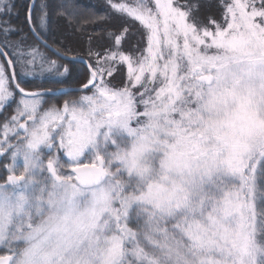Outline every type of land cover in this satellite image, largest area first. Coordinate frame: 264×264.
Instances as JSON below:
<instances>
[{
  "label": "snow or ice",
  "instance_id": "obj_1",
  "mask_svg": "<svg viewBox=\"0 0 264 264\" xmlns=\"http://www.w3.org/2000/svg\"><path fill=\"white\" fill-rule=\"evenodd\" d=\"M108 7L139 30L90 47L69 91L19 77L72 75L42 33L73 25V0H28L36 44L0 21V264H264V0H220L219 19L200 0Z\"/></svg>",
  "mask_w": 264,
  "mask_h": 264
},
{
  "label": "trees",
  "instance_id": "obj_2",
  "mask_svg": "<svg viewBox=\"0 0 264 264\" xmlns=\"http://www.w3.org/2000/svg\"><path fill=\"white\" fill-rule=\"evenodd\" d=\"M130 1V0H126ZM40 0H37L39 3ZM50 3L54 0H49ZM77 9L80 10V15L73 19V25L80 23L83 27H74L69 25L62 18H53L46 32L42 33L44 38L48 40L50 44L60 48L61 51H68L69 55L81 56L86 58L88 61V51L91 47L94 51H101L110 46L107 33L109 31L119 32L120 28L124 24H131L132 31L138 32L139 25L131 21L125 20L123 17H119L114 13L109 14L110 10L108 2L106 0H73ZM187 0H181V3H186ZM202 8L201 15H212L219 19L222 9L219 7L220 0H200ZM10 3L14 5L12 8L11 15L0 16V21H10L13 26L22 29L21 32H17L11 36V39L15 40L20 35L26 36V43L34 42L38 43L32 33L30 32L27 22L25 21V13L27 9L28 0H10ZM19 13V15H16ZM92 34V42L89 44L88 35ZM63 41V43H61ZM133 46H141L138 35L130 34L127 41L124 43V50L127 51ZM40 48L49 53L52 60H59L62 64L72 67L67 60H61L58 56L51 53L48 49L39 45ZM11 55V53H9ZM2 58V57H1ZM3 60V58H2ZM76 70L78 72L72 75L65 81L64 84H54L49 82V77H33L32 79L25 80L22 86L30 90H39L43 88L51 87H63V86H79L83 82V79H77V76L83 74L87 75L86 65L82 62L75 61ZM75 71V70H74ZM21 79V77H19ZM119 80V77L117 78ZM24 80V79H22ZM81 93H73L68 96H63L64 99L75 98ZM13 103L9 105L11 107ZM3 117L0 115V123L3 122ZM4 174L3 164H0V175ZM3 177H0L2 182Z\"/></svg>",
  "mask_w": 264,
  "mask_h": 264
},
{
  "label": "rangeland",
  "instance_id": "obj_3",
  "mask_svg": "<svg viewBox=\"0 0 264 264\" xmlns=\"http://www.w3.org/2000/svg\"><path fill=\"white\" fill-rule=\"evenodd\" d=\"M210 1L212 2L213 0H210ZM106 2H108V0H106ZM111 2H112V3H116V2H125V3H127L128 1H126V0H111ZM129 2H131V0H130ZM114 14H115V13H114ZM117 16H119V15H117ZM119 17H122V16H119ZM109 43H111L110 40H109ZM29 44H35V43H34V42H32V43L30 42ZM40 50H41L42 52H44L45 54H47V55L50 57V55H49L48 52H46V51L43 50L42 48H40ZM50 58H51V57H50ZM0 61H2V58H1V57H0ZM57 63L62 64V62L59 61V60H57ZM76 69H78V68H75V71H73L74 74H76V73L78 72V70H76ZM61 71H62V69H61ZM36 73H37V75H36L35 77H49V78H51V76H52V73H48V72L41 73V71H40L39 68L36 69ZM78 77H80V76H77L76 78H78ZM21 78H23L24 80H29V79H32L33 77H25V76H21ZM82 94H83V93H82ZM82 94H79V95H82ZM17 99H18V97H17ZM14 108H15V102H13V105H12L11 107H8V112H7L5 115H14ZM2 117H3V122H4L5 116L2 115ZM13 143H15V141H13ZM2 158H3V157H2ZM3 159H4V158H3ZM4 162H5V164H7V163H11L10 159H8V160H4ZM17 164H18V165H19V164H22V157L17 159ZM3 171H4L5 175H6L7 173H6V169H5L4 167H3ZM0 254H6V253H4V252H0Z\"/></svg>",
  "mask_w": 264,
  "mask_h": 264
},
{
  "label": "water",
  "instance_id": "obj_4",
  "mask_svg": "<svg viewBox=\"0 0 264 264\" xmlns=\"http://www.w3.org/2000/svg\"><path fill=\"white\" fill-rule=\"evenodd\" d=\"M30 30V29H29ZM31 32V31H30ZM32 33V32H31ZM33 35V34H32ZM34 36V35H33ZM47 49H49V48H47ZM50 51H51V49H49ZM52 52V51H51ZM71 56H73V55H71ZM74 57H76L77 59H76V61H79V62H83L84 64H87L89 61L88 60H86L85 58H83V57H78V56H74ZM79 86H69V87H64V89H65V91H69L70 90V88H78Z\"/></svg>",
  "mask_w": 264,
  "mask_h": 264
},
{
  "label": "flooded vegetation",
  "instance_id": "obj_5",
  "mask_svg": "<svg viewBox=\"0 0 264 264\" xmlns=\"http://www.w3.org/2000/svg\"><path fill=\"white\" fill-rule=\"evenodd\" d=\"M0 163H2V157H0Z\"/></svg>",
  "mask_w": 264,
  "mask_h": 264
}]
</instances>
